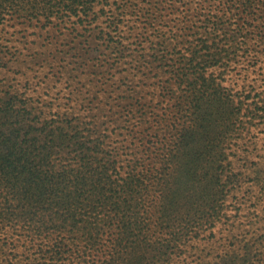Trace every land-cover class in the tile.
Segmentation results:
<instances>
[{"label": "trees", "instance_id": "trees-1", "mask_svg": "<svg viewBox=\"0 0 264 264\" xmlns=\"http://www.w3.org/2000/svg\"><path fill=\"white\" fill-rule=\"evenodd\" d=\"M31 1L45 13L104 2ZM196 1L215 12L166 79L164 113L140 122L134 162L98 122H58L60 110L33 122L26 100L0 93V264H264V158L245 157L251 173L234 158L250 113L264 119V81L257 98L227 82L248 44L246 77L264 73V0Z\"/></svg>", "mask_w": 264, "mask_h": 264}, {"label": "rangeland", "instance_id": "rangeland-1", "mask_svg": "<svg viewBox=\"0 0 264 264\" xmlns=\"http://www.w3.org/2000/svg\"><path fill=\"white\" fill-rule=\"evenodd\" d=\"M209 4L200 12L196 0H104L88 13L59 6L45 13L31 0L15 4L0 13V93L19 94L18 108L26 100L33 122H57L58 110L69 114L58 122H98L122 162H134L138 131L146 126L140 122L164 113L163 85L168 77L175 83L182 52L207 30L204 18L215 12ZM248 47L247 57L254 53ZM247 57L228 68L227 82L257 98L264 73L246 77ZM250 115L246 122L255 124L234 156L246 173L254 166H245V157L264 158V119Z\"/></svg>", "mask_w": 264, "mask_h": 264}]
</instances>
